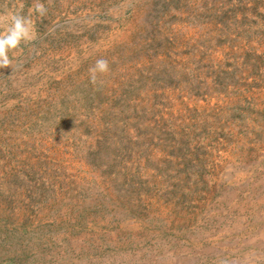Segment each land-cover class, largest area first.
Listing matches in <instances>:
<instances>
[{
    "label": "rangeland",
    "instance_id": "obj_1",
    "mask_svg": "<svg viewBox=\"0 0 264 264\" xmlns=\"http://www.w3.org/2000/svg\"><path fill=\"white\" fill-rule=\"evenodd\" d=\"M42 2L0 69V264H264V0Z\"/></svg>",
    "mask_w": 264,
    "mask_h": 264
},
{
    "label": "clouds",
    "instance_id": "obj_2",
    "mask_svg": "<svg viewBox=\"0 0 264 264\" xmlns=\"http://www.w3.org/2000/svg\"><path fill=\"white\" fill-rule=\"evenodd\" d=\"M23 3L19 5L18 11H10L6 14L7 19L0 17V23L4 24L0 30V69L10 67L12 61L9 53L18 50L21 43H29L36 39L35 21L32 14L43 17L47 9L42 0H33L32 6L28 9V14H21ZM108 71V61L97 59L94 66L89 69L90 79L95 81L97 73Z\"/></svg>",
    "mask_w": 264,
    "mask_h": 264
}]
</instances>
